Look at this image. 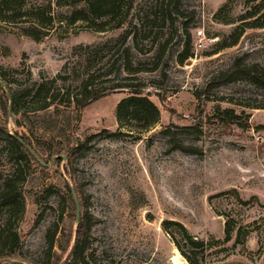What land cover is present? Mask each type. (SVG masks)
Instances as JSON below:
<instances>
[{
	"label": "rangeland",
	"instance_id": "1",
	"mask_svg": "<svg viewBox=\"0 0 264 264\" xmlns=\"http://www.w3.org/2000/svg\"><path fill=\"white\" fill-rule=\"evenodd\" d=\"M24 2L29 8L49 0ZM129 4L120 27L118 20L104 31L84 21L54 24L38 40L22 35L27 16L0 17L2 84L43 83L55 97L46 110H33L42 105L41 94L5 114L10 92L0 85V125L47 160L44 166L30 160L25 168L23 212L15 218L0 210V233L9 223L21 239L0 264H78L71 252L77 210L67 185L77 199L74 186L80 188V216L91 215L88 264H190L185 255L195 264H264V89L245 79L211 82L236 59L264 67V23L241 27L261 17L264 0ZM89 76L97 97L80 107L75 97ZM67 93L75 100L65 105ZM131 95L154 105L152 126L118 118V103ZM74 147L82 152L72 168L53 159ZM10 150L0 134V185L12 171Z\"/></svg>",
	"mask_w": 264,
	"mask_h": 264
},
{
	"label": "trees",
	"instance_id": "2",
	"mask_svg": "<svg viewBox=\"0 0 264 264\" xmlns=\"http://www.w3.org/2000/svg\"><path fill=\"white\" fill-rule=\"evenodd\" d=\"M17 0H0V17L3 18V14L11 12L8 18L15 19L27 16L30 20L28 21L30 25L28 27H22V35H27L34 40L40 39V35L43 32L44 28L48 26L52 27L54 24L58 25H73L77 21L87 22V26L98 31H104L107 29V26H112L114 22L116 27H120L122 24V11L124 8L128 10L131 5H124L126 0H54L52 2L49 0L47 5H36L34 7L25 8L24 0H21L16 7H11L13 3ZM166 5H171L172 0H163ZM54 8L57 11H54ZM257 11L249 12L246 18H251L256 15ZM256 21L250 22L246 21L241 25L242 28L246 27H261L264 23V11ZM261 19V22H260ZM51 29V28H47ZM129 35L128 31L125 32L124 38H127ZM124 54L128 55L129 50L124 49ZM92 76L84 79L78 90L80 92V99L75 97L79 102L80 107L86 106L93 98H96L93 92L90 91V85L92 83ZM237 79H245L251 82L252 84L264 89V67L259 68L258 65L254 64H245L240 59H236L232 67L220 73L217 76H214L211 80L212 84H221L231 82ZM0 85H4L10 94L7 96L4 95V101L2 108L7 114L8 109L11 108L13 113H18L20 110L27 105L28 101L33 102L34 100H39L37 97H41V94H44L40 101L42 105L39 108L33 109L34 111L46 110L54 104L55 97H49L48 90L44 91V84L39 83L35 85L34 89H13L10 83H4L0 81ZM127 87V86H120ZM138 92H134L137 94ZM78 96V95H75ZM28 98H30L28 100ZM72 95L67 93L66 102L63 103L70 104L75 100ZM59 104H62L59 102ZM62 104V105H64ZM69 106V105H67ZM117 116L119 119H122L126 124H131V120H145L143 125L140 128L146 129L152 126L158 117V111L152 103L146 97H137L136 95H131L122 99L117 105ZM232 112H230L231 114ZM142 116V117H141ZM258 129L262 128L261 126L257 127ZM0 134H4L8 138V144L10 146L9 159L12 163V171L6 174V177L2 179L0 185V210L7 212L8 217H18L23 212V191L22 186L26 182L28 174L25 171V168H28V163L30 160H34L41 166H44L47 163L46 159L39 156V153L32 147L31 143L23 136L20 137L27 145H29L34 154H36L40 161H37L34 156L24 147V145L18 141L14 136L10 135L6 126L3 127L0 125ZM176 148L184 152H191L192 147L183 145L182 143H177ZM82 152L81 147H74L69 150L66 154V161L69 165L68 167L72 168L75 158ZM57 161H62V158H57ZM70 174V173H69ZM75 192L78 196L79 202L83 205V201L79 195H81L80 188L78 185L74 186ZM67 195L71 202L74 203L72 196V189L70 185L66 186ZM165 224H170L169 221H166ZM167 226V225H166ZM91 215L85 211L79 218L77 222V227L75 230V235L73 237V247H72V259L78 264H88L86 260V252L89 247L90 232H91ZM17 227L9 223L3 228L0 233V236L3 235V238L0 239V258L9 257L10 252L16 253L20 248V235ZM241 235L238 233V237ZM55 231L51 236L48 235V250L53 248ZM231 237V228L228 224L226 228V240H229ZM1 238V237H0ZM72 233L68 237V246L71 243ZM195 246L198 243L193 242ZM179 247V246H178ZM67 249H64V251ZM6 252V253H4ZM186 259L190 264H195V261L190 257L186 256Z\"/></svg>",
	"mask_w": 264,
	"mask_h": 264
},
{
	"label": "water",
	"instance_id": "3",
	"mask_svg": "<svg viewBox=\"0 0 264 264\" xmlns=\"http://www.w3.org/2000/svg\"><path fill=\"white\" fill-rule=\"evenodd\" d=\"M8 111H10V108L8 109ZM14 137L24 145V147L34 156V158L37 161H40L39 158H38V156L36 154H34V152L32 151V149L30 148L29 145H27L20 137L15 136V135H14ZM55 158L66 159V156H64V155H57V156H54L53 157V159H55ZM72 196H73L74 202L76 204V210H77V213H76V221L78 222L79 221V217H80V208H79L78 199H77V197H76L73 189H72ZM12 263L13 264H26L25 262L19 261V260H13Z\"/></svg>",
	"mask_w": 264,
	"mask_h": 264
},
{
	"label": "built area",
	"instance_id": "4",
	"mask_svg": "<svg viewBox=\"0 0 264 264\" xmlns=\"http://www.w3.org/2000/svg\"><path fill=\"white\" fill-rule=\"evenodd\" d=\"M200 33H202V31Z\"/></svg>",
	"mask_w": 264,
	"mask_h": 264
}]
</instances>
